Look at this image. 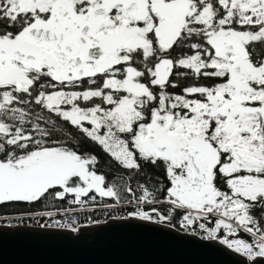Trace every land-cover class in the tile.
<instances>
[{
	"label": "snow or ice",
	"instance_id": "1",
	"mask_svg": "<svg viewBox=\"0 0 264 264\" xmlns=\"http://www.w3.org/2000/svg\"><path fill=\"white\" fill-rule=\"evenodd\" d=\"M97 197L264 260V0H0V206Z\"/></svg>",
	"mask_w": 264,
	"mask_h": 264
},
{
	"label": "water",
	"instance_id": "2",
	"mask_svg": "<svg viewBox=\"0 0 264 264\" xmlns=\"http://www.w3.org/2000/svg\"><path fill=\"white\" fill-rule=\"evenodd\" d=\"M113 217L78 225L75 233L0 224V264H247L218 242L164 224Z\"/></svg>",
	"mask_w": 264,
	"mask_h": 264
},
{
	"label": "trees",
	"instance_id": "3",
	"mask_svg": "<svg viewBox=\"0 0 264 264\" xmlns=\"http://www.w3.org/2000/svg\"><path fill=\"white\" fill-rule=\"evenodd\" d=\"M182 83H186V81H182ZM74 131V130H73ZM83 148L87 149L90 152H95V154L99 157L100 159V164L98 165V170H102L105 173L109 171V167L111 166L109 163L110 158L107 156V154L103 153L102 150L98 146H93L85 142L83 144ZM112 177L109 176V180H111ZM135 181H132V187L135 188ZM124 195H127L126 193ZM110 198H99L97 197L96 202H92L88 200L86 202V205L94 208V207H102L103 204L105 203H112ZM166 207V206H163ZM58 208H68V205H62L61 202L59 201H54L51 204L45 205L44 207H41L39 205H33L31 208H28L25 205H18L16 207H11V206H0V218L3 217H8V216H21V215H27V214H36L39 212H45V211H56ZM163 210V208H162ZM103 216V211H90V212H75L72 214L66 215L64 218L71 222L73 219L77 221V225H81L84 222L90 221V222H96L98 221L99 218ZM5 221H3L4 223ZM175 227L170 226L168 223H165V225L181 232L184 234H190V232H185L183 229L180 228L178 222L176 219H173L171 222ZM203 233H201L199 238H202Z\"/></svg>",
	"mask_w": 264,
	"mask_h": 264
},
{
	"label": "built area",
	"instance_id": "4",
	"mask_svg": "<svg viewBox=\"0 0 264 264\" xmlns=\"http://www.w3.org/2000/svg\"><path fill=\"white\" fill-rule=\"evenodd\" d=\"M131 205L117 207L112 210L105 209L103 207H94L91 208L87 206L86 204L81 207L79 205H68V212L61 211V214H58L57 216H54L53 218H48L46 216H40L37 213L36 214H27V215H21V216H9V217H3L1 220L5 221L4 223H8L9 225L13 226L16 224H22V225H30V226H47L48 224L52 223L53 220H60L64 221L66 220L64 217L68 214H72L75 212H90V211H103V216L99 218L98 220L104 219L105 216H122L126 215L127 210L131 209ZM8 222H7V221ZM91 223L90 221L84 222L83 224ZM8 225V226H9ZM78 226V225H76Z\"/></svg>",
	"mask_w": 264,
	"mask_h": 264
},
{
	"label": "rangeland",
	"instance_id": "5",
	"mask_svg": "<svg viewBox=\"0 0 264 264\" xmlns=\"http://www.w3.org/2000/svg\"><path fill=\"white\" fill-rule=\"evenodd\" d=\"M9 217V216H8ZM2 218H0V224H6V225H9L8 223H3V220H1ZM7 221V220H6ZM8 222V221H7ZM165 225V224H164ZM11 226V225H9Z\"/></svg>",
	"mask_w": 264,
	"mask_h": 264
}]
</instances>
